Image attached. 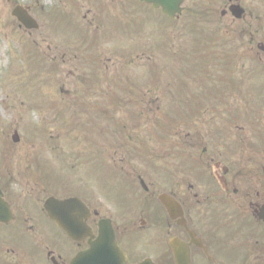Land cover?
<instances>
[{
  "label": "rangeland",
  "instance_id": "374dc122",
  "mask_svg": "<svg viewBox=\"0 0 264 264\" xmlns=\"http://www.w3.org/2000/svg\"><path fill=\"white\" fill-rule=\"evenodd\" d=\"M241 1L250 12L254 0ZM99 2L98 18V5L91 0H0L2 178L59 190L61 197L100 204L102 212L112 206L113 211L124 201L147 199L137 181L141 162L131 160L138 165L136 169L127 161L117 163L122 156L115 153L130 147L132 140L138 141L136 148L145 147L149 152L167 140L166 154L152 152L160 166L144 169L149 171L144 183L149 191L157 185V193H168L176 178L180 182H176V192L183 194L188 184L200 187L213 181L205 172H197L191 153L185 157L186 152L196 151V144L202 151L209 148L215 152L233 142L246 148L243 143H250L251 138L264 140V131L253 134L233 129L249 121L257 125L260 118L264 123V51L257 48L264 45V30L251 18L249 23L237 21L235 29L224 28L223 23L227 26L226 21L235 18L230 11L225 17L221 15L223 9H229L228 0H186L176 20L138 0ZM71 4L79 23L73 27L67 21L71 33L63 35L56 22L51 25L49 13L55 18L60 10L69 16ZM16 6L29 9L38 29L29 32L19 27L11 15ZM79 24L87 29L81 30ZM245 24L253 25V31L242 30ZM225 32H233L230 36L235 37L227 45L239 46L240 59L248 60L245 79L216 63L222 59L215 56L220 49L212 47L218 36L224 40ZM97 62L108 69L94 67ZM84 78L87 84L82 82ZM100 78L103 83L95 86ZM225 78L229 83L222 85ZM240 95L252 104L239 101ZM118 99L126 101L123 117L131 113L135 117L131 125L138 124V130L130 126L126 134L97 118L99 110L118 122L114 106ZM150 99L153 106L148 104ZM88 107L100 132L91 134L82 129L85 134H79L80 122L88 120ZM15 131L18 143L12 141ZM177 143H186L188 151L176 148ZM96 153H101L102 159ZM126 240L133 244L124 249L132 261L150 258L159 262L165 258L157 236H129ZM230 256L236 257L235 253ZM255 258L263 260L258 255L251 260Z\"/></svg>",
  "mask_w": 264,
  "mask_h": 264
},
{
  "label": "flooded vegetation",
  "instance_id": "af4514ba",
  "mask_svg": "<svg viewBox=\"0 0 264 264\" xmlns=\"http://www.w3.org/2000/svg\"><path fill=\"white\" fill-rule=\"evenodd\" d=\"M91 1L98 5L95 11L99 18L101 13L98 7L102 3L100 0ZM228 2L229 8L231 5L240 6L243 14L240 19H228L227 26L223 23L224 28L235 29L237 21L249 23L251 18L256 26L264 30V0L251 2L250 12L241 0ZM69 10V16L59 10L57 18L63 28L70 31L67 21L73 27L79 22L74 16L76 8L72 4ZM227 13L229 9H223L222 17ZM49 17L52 21L51 13ZM86 17V14L82 15L83 19ZM176 19L178 17L173 20ZM79 27L81 30L87 29L80 24ZM245 27L240 28L253 31V25L247 27L245 24ZM249 44L254 46L252 39H249ZM263 46L260 44L257 48ZM243 60L248 63L246 58ZM246 99L244 95L239 97V101L251 105ZM259 121L261 123L257 125L254 121L246 124L252 129L244 128L246 125H235L233 129L257 134L264 131L263 120L260 118ZM251 139L250 143H243L246 148L233 142L226 149L221 145L211 152L209 148L208 151H199L200 147L196 144V151L186 152V158L191 153V158L197 161V172H205L213 181L204 182L200 187L188 184L184 194L176 192V182H180L175 178L176 182L170 185L172 189L168 193H157V185L152 186V191L147 187L142 191L147 199L124 201L118 210L112 211L110 206V209L102 212L99 210L100 204L80 199L85 206L84 215L87 214L83 223L88 234L79 240L70 239L49 218L44 207L48 198L62 201L70 197H61L59 190L14 183L7 176H0V264H71L77 254L89 248L102 220L111 224L116 244L125 255L124 264H139L145 260L152 264H175L170 247L172 239L179 240L188 248L190 264H264V140L261 137L259 140ZM206 156L208 158H204ZM161 194L175 200L180 206L179 212L174 209L173 214L169 215L158 199ZM25 196L32 200H24ZM70 213H76L79 217L77 210ZM143 235L160 238L165 254L162 261L150 258L131 260L124 249L133 244L126 238ZM232 253L236 255L234 259L230 256ZM255 255L263 260H251Z\"/></svg>",
  "mask_w": 264,
  "mask_h": 264
},
{
  "label": "trees",
  "instance_id": "16d2710c",
  "mask_svg": "<svg viewBox=\"0 0 264 264\" xmlns=\"http://www.w3.org/2000/svg\"><path fill=\"white\" fill-rule=\"evenodd\" d=\"M231 34H234V33L233 32H225V35L223 36V38H224L223 41L220 40V36H221L220 35V36H218V40H216L214 42L215 46L212 47V49L213 50L214 49H220L219 53H217V55H215V56H219V58H222V59H217L216 63L223 64L227 69H230L232 71V73H237V72L240 73L241 76L239 77V79H245L244 74H245V72H246V70L248 68L246 67V62H244L243 59H240V55H238V54H240L239 53L240 52V47L236 46V44L233 47L230 46V45H227V43L230 40H234L235 39V37H233V36L231 37L230 36ZM98 48H99V46H98ZM237 60H238V62L240 64L237 63ZM95 62H92V63L94 64ZM129 64L134 65L133 63H129ZM122 65L124 66V63H122ZM134 66H136V65H134ZM94 67H100V68L103 67L105 70L108 69V68H106L104 66V64H102V62H97ZM117 67H118V65L111 66V69H114V68H117ZM102 78H103V76H102ZM81 80L85 84L88 83V81L85 78L81 79ZM102 83H103V80L100 78V79H98V82H96L95 86H98L99 84H102ZM227 83H229L228 79L225 78V79L221 80V84L222 85H226ZM129 87H131V84L129 85ZM87 91H88V89H87ZM108 94L112 95V96L114 95L113 92H108ZM90 97H93V96L90 95ZM67 98L68 97H66V99ZM64 99H65V97H64ZM125 102L126 101H124V100L118 99L116 104L114 105L116 112L120 116V120L118 122H114V119L112 117H109V116L105 115L104 113H102L104 111L100 112L99 110H96L95 114L98 116L97 118H99V119L101 118V120L106 124L107 127H110V128L113 127V128L120 129L121 131L125 132L126 134H127V130L130 128V126L132 128H136L135 130H138V126H139L138 124L131 125L132 120L135 119L134 116H131V113L127 117H125V118L123 117L122 111H123V109H125V106H124ZM148 104L151 105V106L154 105L152 103V99H150ZM88 110H89L90 113L86 114L88 116V120L87 121H81V118L79 116V121H81L80 125L78 126V133L79 134H82V133L85 134L82 131V129H86L87 132L88 133L90 132L91 134L100 132V126L98 127V125L96 124L98 122L93 121L92 118H91V115L94 114L92 112L91 107H88ZM77 118H78V115H76V114L74 115V113H73V119H77ZM127 120H129V121H127ZM126 121H127V123H125ZM102 133H103V131H102ZM150 137L153 139V135L152 134L150 135ZM163 137L167 138V136H163ZM132 141L133 142H132V145L130 147H128V145L126 147L124 146V148L122 149L121 152L115 153L116 155L120 154L122 156L121 158H118V160L120 162H117V163H120V164L122 163L123 164L124 161H127V162H130L129 164L131 166H133L132 168L136 169L135 167L138 166V165L136 163H131V160L138 159L141 162L140 163V166H142L141 168H143L140 171L139 174H142L143 176L144 175L146 176L149 171H145L144 169H157L160 166V164H158V160L151 156L152 152L159 151V152H161L163 154H166L168 152V147H167L168 142H167V140H163L161 146H159V147L156 146L155 147L156 150L152 149L149 152L148 149H146L145 147L139 146V147L136 148L135 145L137 144L138 141L137 140H132ZM146 141L150 143L149 140H146ZM146 141H144V142H146ZM175 145H176V148H180L183 153L188 151V146H187L186 143H177ZM130 153L131 154L134 153V156H129ZM96 156L101 158L102 154L101 153H96ZM113 159H114V157H113ZM154 165H157V166L154 168Z\"/></svg>",
  "mask_w": 264,
  "mask_h": 264
},
{
  "label": "water",
  "instance_id": "95a60500",
  "mask_svg": "<svg viewBox=\"0 0 264 264\" xmlns=\"http://www.w3.org/2000/svg\"><path fill=\"white\" fill-rule=\"evenodd\" d=\"M148 4H152L155 8H162L163 13L173 17L176 13H180V5L183 0H142ZM12 16L16 17L17 20L28 30L37 29L38 26L36 22L28 15V12L21 8L16 7ZM12 141L17 143L19 141L18 134L15 132L12 137ZM162 203L169 210V203L171 201L166 200L165 197H160ZM77 199H71L64 203H61V206H70ZM51 203H48L49 214L52 219H54L61 228L66 232L68 236L73 239L79 238L78 226L75 224L74 220L71 217L60 216L57 212L50 211L53 207H50ZM177 246V245H176ZM176 257L177 264H188V253L186 248L175 247L173 249ZM71 264H121L120 255L117 250V246L114 241L113 233L111 229L105 228L103 225L99 228V236L97 240L91 244L90 250L78 255Z\"/></svg>",
  "mask_w": 264,
  "mask_h": 264
}]
</instances>
